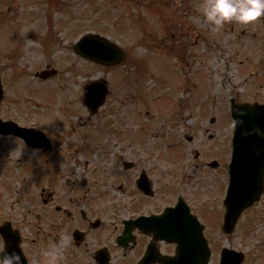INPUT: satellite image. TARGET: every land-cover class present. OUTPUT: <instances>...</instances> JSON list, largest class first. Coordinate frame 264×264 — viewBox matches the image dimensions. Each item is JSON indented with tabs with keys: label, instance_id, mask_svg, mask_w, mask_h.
I'll return each instance as SVG.
<instances>
[{
	"label": "rangeland",
	"instance_id": "374dc122",
	"mask_svg": "<svg viewBox=\"0 0 264 264\" xmlns=\"http://www.w3.org/2000/svg\"><path fill=\"white\" fill-rule=\"evenodd\" d=\"M204 2L0 0V78L7 75L8 104L19 105L52 132L54 121L45 115L66 105L67 110L84 116L76 103L78 89L86 81L104 78L110 89L108 103L97 121L87 123L99 137L98 143L90 142L89 153L96 154L95 159L110 166L113 155L119 153L109 112L128 99L137 149L149 139L151 153H174L176 142L180 152L192 155L207 146L211 157L217 153L213 148L223 143L226 150L229 127L234 125L232 99H264V18L247 25L229 23L213 31L202 17ZM86 32L118 43L127 53L125 63L106 67L75 54L72 45ZM47 64L59 74L40 81L35 76ZM212 117L215 125L210 123ZM208 131L217 140H208ZM188 135L195 140L188 142ZM77 138L71 136L69 141L86 143L83 137ZM262 215L264 207H255L241 217L230 236L223 234L218 221L210 229L215 247L210 264H218L223 247L244 252V264H264Z\"/></svg>",
	"mask_w": 264,
	"mask_h": 264
},
{
	"label": "flooded vegetation",
	"instance_id": "af4514ba",
	"mask_svg": "<svg viewBox=\"0 0 264 264\" xmlns=\"http://www.w3.org/2000/svg\"><path fill=\"white\" fill-rule=\"evenodd\" d=\"M5 81L7 75L0 101V251L20 252L25 264H44L45 251L58 243L63 248L59 264H137L149 246L155 254L172 255L176 245L158 240L156 231L160 217L180 199L205 226L204 234L215 251L210 229L224 222V200L233 173L231 127L229 146L213 148L217 153L211 157L205 145L193 155L182 153L179 142L172 145L174 153H151L149 139L137 149L128 99L109 112L119 153L108 166L89 153L90 142L98 143L99 137L87 124L97 121L108 98L104 106L90 109L84 102L88 81L78 89L76 102L85 115L62 105L45 115L54 121L52 132L19 105L8 104ZM34 129L45 132L49 143L40 146ZM208 135V140H217L216 134L208 131ZM71 136L86 143L74 144ZM186 139L195 140L193 135ZM259 205L264 207V193L244 215ZM142 217L153 218L155 228L147 232L148 228L138 226Z\"/></svg>",
	"mask_w": 264,
	"mask_h": 264
},
{
	"label": "water",
	"instance_id": "95a60500",
	"mask_svg": "<svg viewBox=\"0 0 264 264\" xmlns=\"http://www.w3.org/2000/svg\"><path fill=\"white\" fill-rule=\"evenodd\" d=\"M83 43L89 44L87 50H84L87 51L88 58L97 62L113 64L125 57L122 50L109 44V41L100 35L84 36L77 45L79 50H83ZM96 86L97 84H92L89 88L99 91ZM89 98L92 106H98L97 102L101 100L102 93L94 94V96L91 94ZM232 113L236 124L233 140L234 161L236 163L245 160L258 165L252 173L242 178L238 174L233 177V187L226 199L227 212L224 224L226 233L233 232L244 210L259 200L264 182V104H233ZM175 221L164 225L166 229L161 236L169 242L178 244L176 255L155 257L154 260L163 264H208L210 250L197 218L192 216L187 209L185 216H181V219L176 218ZM152 258L148 253L140 264H151ZM243 259L242 253L225 249L221 264H241Z\"/></svg>",
	"mask_w": 264,
	"mask_h": 264
},
{
	"label": "clouds",
	"instance_id": "9594fccd",
	"mask_svg": "<svg viewBox=\"0 0 264 264\" xmlns=\"http://www.w3.org/2000/svg\"><path fill=\"white\" fill-rule=\"evenodd\" d=\"M202 17L213 31L222 29L226 24H251L264 18V0H205L202 5ZM63 255L60 243L46 250L44 264H59ZM0 264H25L18 251H0Z\"/></svg>",
	"mask_w": 264,
	"mask_h": 264
}]
</instances>
